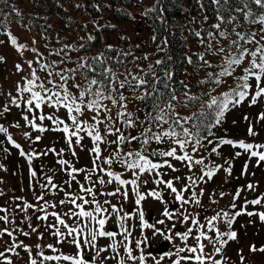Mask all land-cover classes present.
I'll return each mask as SVG.
<instances>
[{"label": "rangeland", "instance_id": "rangeland-1", "mask_svg": "<svg viewBox=\"0 0 264 264\" xmlns=\"http://www.w3.org/2000/svg\"><path fill=\"white\" fill-rule=\"evenodd\" d=\"M83 4V9L79 8V5ZM148 4L149 0H143L131 6L133 19L116 25V31L127 35L131 44L129 45L134 51L135 63L141 66L147 65L152 58L153 47L150 46L149 31L138 16L140 10ZM66 6L68 7L67 16L75 15V17L70 20L65 19L64 15L59 13L52 15L48 24L44 25L48 29L47 32L51 33L47 35L48 42L44 41L41 33V30L45 28H40L37 23L30 22L25 12H19V19L14 20L6 18L3 15L4 11H0V57L4 58L0 61V112L1 108L4 110V114L0 115V120L3 122L4 129L7 130L5 135L1 133L6 155L3 158L4 154L0 151V217L7 216L8 218L7 220L0 219V232L8 229V232L0 235V252L5 254L10 264H31L33 259L37 261V264H73L72 261H65L62 258L46 261L40 255L43 252L45 256L60 255L63 257L65 255L76 256L78 253L77 247L70 242L71 237L65 240L64 237H57L53 234L55 229L52 225H55V228L67 236L65 226L60 225L56 217L52 215V213H57L67 226L79 229L77 239L80 240L84 258L90 264L93 259L95 264H119L121 260L124 264H163L166 260L171 261L170 258L173 256L194 257L201 254L196 240L201 231L205 232L206 237L212 238L211 240L204 238L200 241L204 244L203 264H212L213 259L220 261V264H264V251H259L264 248V221H261L259 215L234 216L231 225L222 215L228 213L232 216L233 212L236 213L242 209L253 213L264 212V161L258 162L257 157L250 155L253 150L264 152V148L254 147L246 151L238 145L234 147L219 143L223 135H228L233 141L264 145V119L258 118L261 113H264V95L258 98L256 104H251L257 85L255 77L247 80L248 95L244 100L238 104L232 103L229 109L224 111L223 116L225 115L226 119L221 122L220 132L222 133H220L219 140L212 145L197 146L196 151H193L194 145L190 141L183 148V152L191 155L193 160L203 158V164L193 163L190 168L186 161L182 162L175 157L159 155V153L171 150V146H175V141L169 140L170 137H163L160 141L150 140L149 147L146 148H141L143 145L141 146L142 143L138 140H126L130 143L127 153L133 151L134 154L151 156L154 163L164 164L167 160L175 170L168 165L144 172L129 169L126 166L123 169H116V165L113 166L106 162L110 150L117 143L115 130L119 129V121L115 113L120 111L123 113L121 116L127 118L130 107H125L121 111L114 108L106 99L99 100L94 109L80 107V111L74 114L81 123L79 142H77V137H72L70 145L66 138L67 134L58 129H62L64 124H67L70 130H75L71 120L73 113H70L67 108H62L60 104H56L57 99L54 97L52 101H49L38 82L41 77L50 75L46 69L41 68V65L46 63L49 65L51 56L49 53L55 50L61 51L58 41L53 40L52 35L58 34V39L61 36L64 37L66 46L75 44L83 33L82 29L84 28L85 31L89 29L87 24L89 18L95 15L87 10L85 0H75V3L70 2ZM1 18H6V20L1 21ZM9 33L17 38L18 44L26 45L22 51H18L16 46L11 44ZM115 37L116 32H111L103 35L102 38L114 43ZM39 51L43 54L38 53ZM28 61H32L31 66ZM250 62V55H244L241 64L250 65ZM17 64L21 65L22 71H17ZM33 68L39 78L36 79L33 92H40L45 97L39 108L35 107L36 101H33L31 108L26 103L31 99L32 93L18 91V86L22 88L27 85L25 78L34 79L31 75ZM221 81L223 84L220 89H224L228 82L223 79ZM55 85L52 84V86ZM260 86L264 87V77L261 78ZM121 90L127 94V98L130 97V91L125 92L123 87ZM215 92H218V89L213 90V93ZM215 95L210 94V97ZM12 97L17 98L19 107L12 104ZM73 107L75 109L76 105ZM194 109L193 106H180L177 113L186 117ZM40 115L52 116L64 123L56 125L48 119L40 120L38 118ZM25 116L28 117L27 120L24 119ZM245 117L248 119L246 120ZM34 118L35 124L44 128V131L33 127L30 121ZM250 126L253 129V135L248 132ZM90 127L93 129V135L97 133L101 135V141L94 142L92 136L87 134V129ZM109 128L112 132L108 131ZM26 133L28 135H25ZM130 133L129 130L128 134ZM9 136L12 138L11 141L8 139ZM37 136L40 137L39 140L36 139ZM12 141L19 144L20 148H17ZM96 146L100 149L98 157L96 153L91 152V149ZM213 148H217V151L213 152ZM21 152L25 155H21ZM131 158L135 160L136 156L133 155ZM60 161L66 163H60ZM245 165H247L246 171ZM229 167H231L230 174L226 171ZM211 168H218V170L212 178L205 176L201 181L202 173ZM72 169L78 171L72 172ZM108 171L120 174L121 179L124 180L135 179L140 193L146 194L150 190H155L160 193V198L146 196L140 205H136L133 185L131 183L120 185L107 175ZM188 176L196 179L195 186L187 180ZM177 177L179 180L176 179ZM101 178L105 181L104 184L98 182ZM158 178L163 181H173V186L177 190L188 185V190L182 192V195L185 199L191 200L192 192L195 191L199 204L194 202L183 204L176 201L175 193H172L166 184L154 183V180ZM110 179L111 183L108 182ZM249 184L254 187L249 189L247 187ZM81 185L84 189L93 188L95 199L102 208L107 209L106 212L94 213V215L97 219L107 217L104 230L115 231L117 233L115 237L97 236L92 244L85 242V238H90V233L98 228V225L95 221H90L88 217L71 214L80 211L69 202L76 197H83L90 201L89 204L84 205L86 211H94L96 207L91 203L93 194L81 189ZM118 187L120 188L119 193L107 195V193L115 192ZM125 191H127L126 197ZM69 193L72 196H69ZM37 197H43V199L38 200ZM257 198L261 199V204L250 203ZM62 200L65 203L61 204ZM76 202L82 203V200L77 199ZM233 204L235 208L232 207ZM27 205L32 207H27ZM111 205H116L119 211H114ZM165 209L173 213L171 219L163 215ZM140 211L144 213L143 220L140 219ZM218 213L221 216L212 222L214 227H209V219ZM45 214H47V219L42 218ZM184 215L189 216L188 221L183 220ZM193 220H198V224H193ZM160 221L163 223L161 224ZM146 225H152V227ZM199 225H203V229ZM109 226L112 227L109 228ZM189 228L192 232L187 241L175 236L176 232L182 233ZM216 230L220 233L235 231L237 236L235 239H228L226 236L217 237ZM167 236L172 237L170 243L166 241ZM220 239H227V243L221 245L217 242ZM145 240L147 243H142L137 247V241ZM112 244L116 245L115 249L110 247ZM48 245L53 247L49 248ZM253 245L258 249L255 252L250 250ZM9 247H13L14 250L6 251ZM190 247H197V253L189 252ZM216 247H220L221 252L217 253ZM128 248L132 249V256L139 257L143 254L145 260L141 262L139 259H130ZM179 248L184 249L183 252H179L180 256L177 255ZM97 249L107 250L98 253ZM209 256L212 259H208ZM8 261L0 257V264H8ZM180 264H200V262L193 259H180Z\"/></svg>", "mask_w": 264, "mask_h": 264}, {"label": "trees", "instance_id": "trees-1", "mask_svg": "<svg viewBox=\"0 0 264 264\" xmlns=\"http://www.w3.org/2000/svg\"><path fill=\"white\" fill-rule=\"evenodd\" d=\"M18 1L0 0V11H4L6 18L18 20V13L22 11L30 22L43 28L54 14L59 13L70 20L75 17L67 16L66 6L70 2L75 3V0ZM140 2L143 0H85L87 10L95 14L92 17L96 19L89 18V29H82L83 36L80 35L75 44L66 46L64 37L58 39V34L52 35V39L58 41L61 51L49 53V65L45 64L49 67L44 70L51 76L45 75L38 80L40 85L43 83V92L46 96L59 93L54 98L62 101V108H66L63 104L66 94L72 107L79 105L81 108H89L87 105L92 101L97 106L101 99H106L121 111L129 106V118L119 115L120 111L115 113L119 121V133L115 132V138L120 133L126 138L137 137L136 140L143 145L141 148L149 147V141H155L153 137L156 134L170 130L178 135L169 140H188L194 147L212 145L221 138L222 132L221 123L209 131V125L214 124L215 106L209 108L208 105L212 98L218 102L227 99L230 107L236 99L233 96L234 90H244L241 88L244 83L242 77L247 75L245 69L250 65L241 64L243 57L239 64L232 66L230 75L221 76L220 73L227 67L226 58L239 56L241 49L251 52L264 46V22L259 19L264 15V4L257 5L254 0H149V4L140 10L138 16L149 31L152 58L147 65L141 66L135 63L134 51L127 35L116 31L117 23L133 19L130 7ZM83 7L84 4L79 5V8ZM6 18H1V21ZM217 24L219 28L215 27ZM44 28L41 30L42 37L48 42L47 35L51 33L47 32V27ZM111 32H116L114 43L102 38ZM38 53L43 54L42 51ZM256 60H260V53ZM61 75L66 79L62 81ZM222 79L229 84L224 89H220ZM93 80L97 83L92 84ZM141 80L143 84L139 83ZM121 83L125 92L130 91L129 98L121 90ZM62 84L63 87H60ZM217 89L218 92L213 93ZM81 92L86 94L81 97ZM210 94L216 95L210 97ZM173 96L176 99H172ZM113 100L117 103H113ZM185 105L195 109L186 117L180 116L177 109ZM3 111L1 108V116ZM71 113L74 115L76 111ZM161 115L164 116L163 120L156 119ZM128 119L133 121L132 126L126 123ZM224 119L225 115L221 117V122ZM174 121H179V124ZM2 123L0 120V127L4 129ZM183 128L189 129L193 135L185 137L182 134ZM1 133L5 135V131H0V151L4 158L6 152ZM197 137L201 138L200 144L194 143ZM145 138H148V143H144ZM230 138L223 135L221 140ZM126 140L117 141L108 154L113 158L111 164L116 165V169L126 166L121 163L122 158L133 159L126 156L130 148ZM174 145L171 149L176 148V154L185 153L179 145ZM147 157L154 160L151 156Z\"/></svg>", "mask_w": 264, "mask_h": 264}, {"label": "snow or ice", "instance_id": "snow-or-ice-1", "mask_svg": "<svg viewBox=\"0 0 264 264\" xmlns=\"http://www.w3.org/2000/svg\"><path fill=\"white\" fill-rule=\"evenodd\" d=\"M217 2H218V0H217ZM254 2L257 5L264 4V0H254ZM148 11H152V10L149 9ZM259 19H260L261 22H264V15H261L259 17ZM215 27L219 28L220 25L217 24V25H215ZM197 35H199V33H197ZM220 35L223 36L224 33H220ZM9 36H10L11 44L16 46L18 51H22L26 47V45H24V44H18L17 43V38L15 36H13L11 33H9ZM90 39H91V37H90ZM241 39H243V37H241ZM253 39H254V37H253ZM233 43L235 44L236 41H233ZM33 51H36V50L33 49ZM221 51H223V50L221 49ZM258 53H260V62H257V60H256V57H257ZM246 54L250 55L252 57V60L250 62V66L247 69H245L247 75L242 77V81H244V83H242L241 88L244 89V90H234L233 96H234V98H236L235 99V103L238 104V103L242 102L244 100V98L248 95L246 90L249 88V84L247 83V80L249 79V76L255 77V79L257 80L256 91H255V93H254V95H253V97L251 99V104L254 105V104L257 103L258 98L261 97L262 95H264V87L260 86L261 78L264 77V46H261V47L257 48L255 51H251V52H248L247 49H241V51L239 53V56H233L231 58H226L227 59V67L224 68V70L220 73V75L221 76L230 75L232 66L239 64L241 62L240 58L243 57ZM3 59H4L3 57H0V61H2ZM201 59H203V57H201ZM28 63L31 66L32 61H28ZM47 67H49V66L48 65H41V68H47ZM16 69H17V71H22L21 65L17 64L16 65ZM31 75H32V77L34 79L25 78L26 81H27V85L25 87H22V88L18 86V91L32 93L31 99L27 100L26 103L31 108V106L33 104V101H36L35 107L39 108L41 103L44 101L45 97L42 96L40 92H33V86L36 83V79H39L36 76V70L34 68L32 69ZM65 79L66 78L63 75H61V80L63 81ZM217 82H219V81H217ZM91 83L92 84H96L97 82L95 80H93ZM139 83L143 84L144 81L141 80ZM40 87L43 88V85H40ZM60 87H63V84L60 85ZM77 87H79V86L77 85ZM120 87H123L122 83L120 84ZM45 91H48V90L45 89ZM85 94L86 93H84V92L80 93L81 97L84 96ZM97 95H99V93H97ZM54 96H59V93H53V94L49 95L47 97V99L49 101H52ZM225 96H227V94H225ZM68 99H69V97L66 94L65 97H64V100H63L64 107H66L70 113L73 110H75L76 112H79L80 111V106L76 105L75 109H73L72 104L68 102ZM121 99H123V97H121ZM172 99H176V97L173 96ZM11 102H12V104H15L17 107H19V104L17 103V98L16 97H12ZM55 103L56 104H60V103H62V101L57 99L55 101ZM113 103H117V101L113 100ZM213 106H215V115H214V118H213L214 119V124H210L209 125V131H210L211 127L221 123V117L223 116L224 111L228 108L229 101L226 99L223 102H218L215 98H212L211 99V103L208 105V107L212 108ZM87 107L96 108V102L95 101L90 102L87 105ZM169 107L171 108L172 105L169 104ZM6 110H7V108H6ZM161 111H163V110H161ZM119 115H123V113H119ZM128 115L130 117L131 114H128ZM38 118L40 120H44V119L51 120L56 125H60V124L64 123L61 120L54 119L52 116L45 117L44 115H40ZM258 118L259 119H264V113H261ZM24 119L27 120L28 117L25 116ZM156 119L163 120L164 116H162V115L158 116V117H156ZM245 119L247 120L248 117H245ZM71 120L73 122V125L75 126V130H70L67 124H64L62 129H58V130H61L64 133L67 134L66 138H67V140H68L70 145H71V142H72V137H77L78 138L77 142H79V132L82 130L80 128V122L77 120L76 116H74V115L71 116ZM30 123L33 125V127L39 128L40 131H44L45 130L44 128H42L39 125L35 124V118L32 121H30ZM126 123L129 126H132L133 121L131 119H128L126 121ZM173 123L179 124V121H174ZM0 131H5L6 132L7 130L3 129L2 127H0ZM108 131L112 132V129L109 128ZM115 131L117 133H119V129H116ZM248 132H249L250 135L254 134L253 129H252L251 126L249 127ZM87 134L89 136H92L94 142H99V141L102 140V137H101V135L99 133L93 135V129L91 127L87 129ZM182 134L185 137H191L193 135V133L190 132L189 129H187V128H183L182 129ZM25 135H28V134L26 133ZM177 135L178 134L174 130H170V131H165L162 134H156L153 137V139H155L157 141H160L163 137H174V136H177ZM8 139L10 141L12 140V138L10 136L8 137ZM36 139L39 140L40 137L37 136ZM126 139L131 141V140H136L137 137L133 136V137H127L126 138L122 133H120L118 135V137H117V141L118 142H124ZM200 139L201 138L197 137V139L195 140L194 143L195 144H200ZM188 142H189L188 140H183V139H176L175 140V144L179 145L180 148H182V149L185 147V145ZM12 143L15 144V141H12ZM144 143H148V138H145ZM219 143L220 144H229V145H232L234 147L238 145L241 149H244L246 151L247 150H251L254 147L257 148V149L258 148H264V145H253L251 143H246L244 141H233V140H230V139H222V140L219 141ZM15 146L17 148H20L19 144H15ZM51 151H55V150L51 149ZM193 151H196L195 147H193ZM212 151L216 152L217 148H213ZM91 152L96 153L97 157H98L100 149H99L98 146H96V147H93L91 149ZM73 154H75V153H73ZM21 155H25V153L21 152ZM133 155L136 156L135 160H128V159H124V158L121 159V163L125 164L126 167L129 168V169H138L139 172H144V171L157 170V169L162 168L164 165H168L169 167H172L173 170H175V168L172 165H170L167 160L164 161V164L154 163L148 157H146L144 155H141L139 153L134 154V153L129 152V153L126 154L127 157H132ZM159 155H161L163 157H175L177 160L182 161V162L186 161L190 168L193 165V163L194 164H203L204 163L203 158L193 160V157L191 155H189L187 152H185L182 155H176V148H172L171 150L159 153ZM236 155H240V153H236ZM250 155L252 157H257L258 158V162L259 161H264V152L253 150V151L250 152ZM112 159L113 158L110 156L109 158H107L106 162L108 164H111L112 163ZM60 163H66V162L65 161H60ZM246 168H247V165H245V171H246ZM217 170H218V168L208 169L206 172L202 173V175L200 177V180L203 181L205 176H207L209 179L212 178V176L215 174V172ZM76 171H78V170L77 169H72V172H76ZM226 171L230 174L231 173V167L226 169ZM107 175L110 178H113L115 181H117L120 185H127L129 183H131L133 185V189L132 190H133V192L136 193V199H135V204L136 205H140L141 201H143L146 198V196L155 197L157 199L160 198V193L158 191H155V190H150L146 194L140 193L138 191V188L136 187L137 181L135 179H133L131 181L124 180V179H121L120 174L113 173L111 171H108ZM158 175H159V173H158ZM73 179H74V177H73ZM176 179L179 180V177H177ZM187 180L191 183L192 186H195L196 183H197L196 179L193 176H188ZM98 182L100 184H104L105 183V181L102 178L99 179ZM108 182L111 183L112 180L110 179ZM154 183L157 184V185H159L161 183L166 184L167 188L170 189L172 193H175V200L176 201L182 202L183 204H187L189 202H194L196 204H199V200L197 199V193L195 191L192 192L191 200L185 199V197L182 195V192L188 190V185H185L183 187V189H181V190H177V188H175L173 186V181H171V180L163 181L162 179L158 178V179L154 180ZM53 187H55V185H53ZM80 187H81V189H83L87 193L93 194V199L91 200V203L95 204L96 207H95L94 211H86L84 209V205L89 204L90 201L87 200V199H84L83 197H76V198L71 199L69 202L71 204L75 205V207L78 208L80 211L78 213H71V214L72 215H77V216L88 217L90 221H95V223L98 225V228H96L95 230H93L90 233V238L89 237L85 238V242L88 243V244H92L97 239V236H100V237H105V236H107V237H115L117 235V233L115 231H105L104 230V225L106 223L107 217L105 216L103 218L97 219L96 216L94 215V213L106 212L107 209L102 208V206L99 204V202L95 199V194L93 193V188L84 189L83 185H81ZM247 187L249 189H252L254 186L252 184H249V185H247ZM119 192H120V188L118 187L115 192L107 193V195H116ZM202 194L203 193L201 192V195ZM68 195L72 196L71 193H69ZM124 195H125V197L127 196V191L124 192ZM221 195H223V194H221ZM236 195L238 197L239 196V192ZM37 199L38 200H42L43 197H37ZM77 199L82 200V203H77L76 202ZM60 203L63 204V203H65V201L62 200ZM105 203H108V201H105ZM246 203H248V202H246ZM250 203H252L254 205H259V204H261V199L260 198L254 199V200L250 201ZM27 207H32V206L31 205H27ZM232 207L235 208V204H233ZM111 208L114 211H119V209H117L116 205H111ZM241 214H247L249 216L258 214L260 219H261V221H264V212L253 213V212H246V210L242 209L241 211L234 213V216H239ZM52 215L56 217V219H57V221H58V223L60 225H64L65 228L67 229V236H65V233H61L59 231V229L55 228V225H52V227L55 229L53 234L55 236H57V237H64L65 240H67L68 237H71V241L70 242L77 247L78 253H77L76 256H67V255H65V256L61 257L60 255H55V256L48 255V256H45L44 253L41 252L40 255L43 257V259L46 260V261H53V260H60L62 258L65 261H72L73 264H90V262L84 258L83 249L81 248V245H80V240L77 239V234L79 233V229L67 226L65 224V221L62 218H60L59 214L52 213ZM163 215H165L166 217L171 219L172 216H173V213L168 211L167 209H165ZM222 215H223V217L225 219H227L229 225H231L232 222H233L234 216H229L228 213H223ZM139 216H140L141 220L144 219L143 211L139 212ZM220 216H221V214L218 213L216 216L211 217L209 219V227H214L212 222L217 220ZM42 218L43 219H47V214H45ZM0 219L7 220L8 218H7V216H4V217H0ZM183 220L184 221H188L189 220V216L184 215L183 216ZM160 223L162 224L163 221H160ZM192 223L193 224H198V220H193ZM146 226L147 227H152V225H146ZM199 227L201 229H203L204 226L203 225H199ZM124 231L126 232L127 230L125 229ZM5 232H8V229H4L3 232H0V235H3ZM191 232H192V229L189 228V229H187L186 231H184L182 233L181 232H176L175 236H178V237H180V239H182L184 241H187L188 238H189V234ZM25 234L27 235V233H25ZM9 235H11V233H9ZM216 236L217 237L226 236L228 239H235L236 236H237V233L235 231H231V232H228V233H220L219 230H216ZM204 238H207L209 240L212 239L211 237H206V234H205L204 231H201L199 233V235L196 237V240L198 241V247H199V250H200V253H201L200 255H195L194 257L185 256V257H181V259H184V260L195 259L196 261L200 262V264H203V261L205 259V257L202 255L203 249H204V244L201 243L200 241L202 239H204ZM171 240H172L171 236H167L166 237V241L167 242L170 243ZM217 242L220 243L221 245H223V244L227 243V239H220ZM142 243H147V240H145V241H137L136 242L137 247H139ZM25 247H27V246H25ZM47 247L52 248L53 246L52 245H48ZM110 247L115 249L116 245L112 244V245H110ZM13 250H14L13 247H9L8 249H6V251H9V252H11ZM106 250L107 249H97V252L99 253L101 251H106ZM250 250L255 252L258 249L255 247V245H253V246H251ZM183 251H184L183 248H179L177 250V255L179 254V252H183ZM188 251L195 254V253H197L198 249H197V247H190L188 249ZM215 251L217 253H219V252H221V248L220 247H216ZM259 251H264V248L259 249ZM128 253H129V258L130 259H139L141 262H143L145 260V257H144L143 254H141L139 257L132 256V254H131L132 253V249L131 248H128ZM169 255H170V253H169ZM0 257H3L5 261H8V258L5 256V254L3 252H0ZM208 259H212V257L209 256ZM241 259H243V257H241ZM8 264H10V261H8ZM31 264H37V261L33 259L31 261ZM91 264H95L94 259L91 261ZM119 264H124V261L121 260L119 262ZM174 264H180V260H176L174 262ZM212 264H220V261H216V260L213 259L212 260Z\"/></svg>", "mask_w": 264, "mask_h": 264}, {"label": "flooded vegetation", "instance_id": "flooded-vegetation-1", "mask_svg": "<svg viewBox=\"0 0 264 264\" xmlns=\"http://www.w3.org/2000/svg\"><path fill=\"white\" fill-rule=\"evenodd\" d=\"M178 256H180V255H178ZM181 257H182V256H180V257L173 256L172 258H170V260L172 259L171 261L168 260L169 262H167V260H166V261L163 262V264H167V263H169V264H174V262H175L176 260H180Z\"/></svg>", "mask_w": 264, "mask_h": 264}]
</instances>
